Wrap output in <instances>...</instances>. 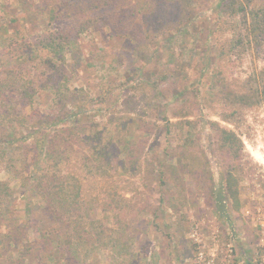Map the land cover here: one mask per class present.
Listing matches in <instances>:
<instances>
[{"label":"rangeland","instance_id":"obj_1","mask_svg":"<svg viewBox=\"0 0 264 264\" xmlns=\"http://www.w3.org/2000/svg\"><path fill=\"white\" fill-rule=\"evenodd\" d=\"M70 2L0 0V71L12 67L23 76L42 78L50 67L38 70L34 66L39 61L42 66L50 58L62 68L77 49L78 64L73 63L77 67L69 72L66 86L75 92L77 101L89 102L81 108L83 124L114 127L125 122L128 133L134 132L131 143L142 141L138 150L163 172L162 177L156 172L154 180L145 168L137 176L127 171L120 177L88 179L89 193L101 199L100 205L95 203L98 216L108 221V226H115V234L127 237L128 243L116 247L119 254L115 258L112 247L106 246L103 251L96 249L97 256L91 253L82 264H264V104L245 110L242 123L235 127L220 119L224 105L213 100V94L226 85L234 90L250 86V78L264 66V48L217 59L216 46L225 35L220 9L215 0H196L192 4L195 19L180 31L184 36L180 41L172 42V33L167 32L146 50H139L130 38L111 35L99 19H83L84 30L78 36L77 31L71 32L72 38H78L77 45L61 38L50 52L41 49L42 35L73 28V18L55 20L49 12L51 7L66 8ZM255 3L263 5L264 0ZM20 45L24 46L18 50ZM10 46H16L17 52L8 51ZM24 50L27 56L19 57ZM219 76L225 77V85L220 84ZM43 86L39 83L34 102L23 109L35 114V121L52 104L51 89ZM142 99L152 100L151 106L157 109L138 120L137 102ZM212 122L234 129L244 144L243 157L233 173L239 189L238 210L234 201L224 206L216 199L224 198V190H220L226 172L238 163L220 149ZM25 133L22 130L21 134ZM109 135L118 143L120 135ZM0 181H7L18 193L15 203L20 220L31 221L37 216L42 227H49L41 205L30 201L26 187L4 166L0 167ZM114 189L128 199L120 203L125 206L120 221L116 220L119 210H109L106 205L101 211L105 191ZM90 208L91 203L83 205L85 211ZM31 234L29 237H35Z\"/></svg>","mask_w":264,"mask_h":264},{"label":"trees","instance_id":"obj_2","mask_svg":"<svg viewBox=\"0 0 264 264\" xmlns=\"http://www.w3.org/2000/svg\"><path fill=\"white\" fill-rule=\"evenodd\" d=\"M189 1L71 0L66 8L59 10L51 7L49 12L55 20L73 18L76 25L62 32L42 35L39 43L44 46L40 47L50 52V47L58 45L57 40L61 38L77 45L78 38H72L71 32L77 31L78 36L84 30L81 25L83 19H99L102 25L110 28L111 35L130 38L136 42L139 50H146L148 44L167 32L172 33L169 38L172 42L180 41L184 39L180 31L195 19L192 4L196 0ZM215 1L220 9V23L225 33L223 42L216 46L217 59L264 48V4L257 5L256 0ZM173 31H177L176 34ZM23 46L20 45L18 50ZM6 49L17 52L16 46ZM30 51L32 58L33 49ZM75 52L78 50L71 51L70 62L62 68L54 65L50 58L45 59L42 66L39 61L34 66L38 70L43 66L50 67L42 78L32 77V74L23 76L22 71L14 72L12 67L9 70L1 68L0 167L4 166L22 187H26L30 201L41 205L49 227H42L37 216L31 221L20 220L16 216L18 211L15 203L18 193L10 188L7 181H0V264H82L91 253L97 256L96 249L103 251L106 246L112 247L111 256L117 257L119 253H116V247L127 244L128 239L115 234V226H108L109 222L98 216L97 205H100L101 199L99 195L89 193L91 183L88 179L100 177L102 180L112 175L120 177L127 171L137 176L143 172V168L150 179H155L156 172L162 177L163 172L156 170L152 162H148L146 154L138 150L143 142L138 140L135 144L131 143L134 132L128 133L125 122H117L113 124L114 127L83 124L85 119L81 108L88 106L89 102L77 101L75 92H70L66 86L69 72L77 67L73 63L78 64ZM26 53L24 50L19 57L25 58ZM177 68L175 66L173 70ZM218 78L220 84H226L225 77ZM250 79L252 82L248 87L234 90L232 86L226 85L213 94L217 99L212 96L215 102L220 101L224 105L219 114L220 119L235 127L242 123L245 110L264 104V66L256 77ZM39 83L51 89L53 99L44 116L39 118L38 114V120L35 121V114H27L23 109L34 102ZM160 89L164 90L162 87ZM184 94L182 90L181 97ZM151 101L142 99L137 102L138 120L148 117L153 108L157 109L151 106ZM180 117L190 119L188 116ZM212 123L220 149L238 163L226 172L224 189L220 190H224V198L222 196L219 199L217 196L216 199L224 206L232 200L235 202L233 207L238 210L239 189L233 173L243 157L244 144L234 129L222 127L218 122ZM144 129V132H148L146 127ZM22 130L26 133L21 134ZM110 132L117 135L116 138L120 135L118 143L109 135ZM136 146L139 151L137 156L134 154ZM183 153L179 154L180 159ZM100 180L97 182L100 183ZM92 190L95 191V187ZM106 195L101 211L107 209L106 205L109 210H119L116 211V220L120 221L122 207H125L120 203L128 199L115 189L106 190ZM96 202L99 204L96 205ZM85 203H91L89 211L83 209ZM130 215L135 216L134 213ZM30 231L35 237H29Z\"/></svg>","mask_w":264,"mask_h":264}]
</instances>
